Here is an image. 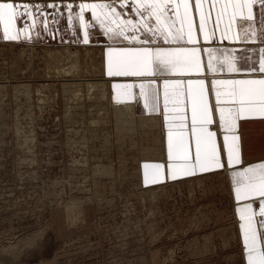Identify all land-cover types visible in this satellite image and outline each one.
<instances>
[{"label": "rangeland", "instance_id": "1", "mask_svg": "<svg viewBox=\"0 0 264 264\" xmlns=\"http://www.w3.org/2000/svg\"><path fill=\"white\" fill-rule=\"evenodd\" d=\"M65 47L81 68L48 72L70 67L46 52ZM103 49L0 39V264H248L239 209L250 199L237 200L230 168L145 182L165 129L137 118L119 130L110 85L108 99L64 86L106 77L88 69Z\"/></svg>", "mask_w": 264, "mask_h": 264}, {"label": "crops", "instance_id": "2", "mask_svg": "<svg viewBox=\"0 0 264 264\" xmlns=\"http://www.w3.org/2000/svg\"><path fill=\"white\" fill-rule=\"evenodd\" d=\"M0 2H12L16 9L13 30L6 33L4 23L0 21V39L104 46L105 74L112 77L111 98L116 102H128L135 105L139 115L157 119L159 127L165 129L164 159L144 163L145 182H158L166 178L210 173L221 169L208 165L203 171L197 167L184 174L180 167L184 162L169 158V132L173 133L175 140L178 132L190 133L191 131V93L198 90L199 85L193 83L190 90L188 81H204V90L213 116V123L208 127L216 133L215 138L219 146L221 162L224 163V167L231 169L230 174L241 171L243 167L249 165L264 163V117L242 114L236 118L235 126L225 128L219 119L220 107H224L226 113L228 109L235 113L236 108L223 95L230 86L214 83V81L264 79V70H261L262 62H264V0H200L205 13L203 28L200 26L201 8L196 6L197 0H187L195 39H189L187 35L188 22L183 17L184 0H167L168 9L159 21L155 16L149 18L148 13L139 6L144 0H0ZM234 3L239 7L233 9L232 4ZM82 4H110L111 9L98 7L94 14L92 8L86 7L81 12L80 5ZM222 4H227L228 8L220 14L217 20V10ZM174 5H180L179 9ZM233 12H235L234 17ZM102 20L103 23H101ZM149 20V28L158 29L163 25V30H171L173 35L183 25V38L180 40H174L171 37L164 39L159 32L153 36L144 27V23ZM229 24L230 27H228ZM125 26L124 35H118L115 39L110 38L114 35V30ZM226 27L227 31H224ZM205 31L210 34L207 41L204 39ZM86 34L87 38H85ZM143 47L198 49L195 55L200 57L201 70L178 72L156 70L141 75H117L115 73L109 75V48L118 50ZM208 49L213 50L212 67L208 66ZM229 61L238 69L237 71L228 70ZM165 80L184 81V84L179 86L178 96L176 87L169 86L167 106H165L164 98ZM151 81H155V84ZM142 84L143 90L141 89ZM125 85H132V87L126 88ZM218 88L222 92L221 100L223 101L219 105L216 103ZM225 135L229 138L227 142L224 140ZM233 137H236L234 155L238 157V160L229 164L227 163V145L233 143ZM243 164L245 166L242 167ZM157 165H162V167H157ZM173 165L176 166L175 169ZM151 170L154 171L151 173ZM245 197L250 200L242 203L239 209L240 215L241 209H244L245 214H251L258 240L261 246H264V212H261V208L264 207V197L259 195ZM247 205H251V208Z\"/></svg>", "mask_w": 264, "mask_h": 264}, {"label": "snow or ice", "instance_id": "3", "mask_svg": "<svg viewBox=\"0 0 264 264\" xmlns=\"http://www.w3.org/2000/svg\"><path fill=\"white\" fill-rule=\"evenodd\" d=\"M147 13L149 18L155 16L159 21L162 16L165 15L168 4L167 0H144L139 5ZM198 8H201L200 14V26L203 28L205 21V13L202 8L200 0H197ZM86 7L93 9V13H96V9L107 8L111 9L110 4L102 5H80L81 12ZM179 9L180 5H174ZM233 9L239 7L238 4H232ZM228 8L227 4H222L218 8L217 20L220 18V14ZM183 17L188 22V38L195 39L192 33V16L189 11V4L187 0L183 3ZM114 12V9L112 10ZM249 9V14H250ZM233 17L235 12H233ZM16 9L12 2L3 3L0 2V21L4 23V29L6 33H9L15 28ZM99 18V17H98ZM81 19L83 16L81 15ZM104 21L102 20L101 23ZM147 21L144 23V27L147 31L151 32L153 36H156L159 32L164 36V39L170 37L174 40H180L183 38L182 28L177 29L175 34L171 30L164 31L163 25L158 29H152L148 27ZM230 27V24L228 25ZM126 26L114 30V35L110 38L115 39L116 36L124 35ZM227 31V27L224 29ZM209 32H204V39H209ZM87 38V34L85 36ZM131 38V37H130ZM109 75L114 73L117 75H141L146 72H154L159 70L161 72H178L185 70L200 69V57L195 55L198 49H186V48H134V49H112L109 48ZM208 66L212 67V49H208ZM115 54V55H113ZM215 70V69H213ZM221 70L223 67L221 66ZM229 71H237L234 65L229 61ZM261 70H264V62H262ZM155 84V81H151ZM188 87L191 90L193 83L199 85L198 90L191 93L192 99V118H191V131L185 133L183 131L176 134L175 140L173 139V133L169 132V158H176L182 160L184 163L181 165V170L184 174L188 170H194L199 167L200 171H203L208 165L223 168L225 165L221 162L219 155V146L216 141V133L211 131L208 125L213 123V116L211 107L208 101V97L204 90V81H188ZM216 85H228L230 86L224 93V97L230 100L235 108L236 112L233 113L231 109L227 110L224 107H220V123L228 128L229 126H235L236 118L239 115H258L264 117V79H249V80H229V81H214ZM184 84L182 80L164 81V98L165 106L169 100V86L173 85L177 89V96L179 95V86ZM126 88H131L132 85H125ZM143 90V84L141 85ZM222 92L219 88L216 91V103L219 105L223 103L221 100ZM183 127V125H182ZM193 135H194V147H193ZM228 136L225 135V142L228 141ZM233 143L227 145V163L232 164L237 162L238 157L234 155V142L236 137H233ZM162 167V165H157ZM174 169L175 165L172 166ZM175 174V172H174ZM234 182L236 183V198L237 200L248 195H259L264 197V163L258 165H249L243 167L241 171L232 173ZM251 208V205H247ZM261 212H264V207L261 208ZM241 220L244 221L241 224V228L244 230V244L247 245V260L248 264H264V246H261L258 240V234L256 227L253 223L251 214H245L244 209H241Z\"/></svg>", "mask_w": 264, "mask_h": 264}, {"label": "bare ground", "instance_id": "4", "mask_svg": "<svg viewBox=\"0 0 264 264\" xmlns=\"http://www.w3.org/2000/svg\"><path fill=\"white\" fill-rule=\"evenodd\" d=\"M46 52H47V55L49 56L50 59L52 57H55L57 60H62L63 61V60H69L70 59L72 61L71 64H70V67L68 66V67L60 68L59 64L55 65V66L54 65H50L48 72H55V75L57 74V75L66 76L67 74H69V72H71V71L75 72V71L79 70L81 68V66H82V63L80 62V59H79V51L76 50V49L73 50L70 47H65L64 50H57V49H51L50 48V49H47ZM100 52H102V54H104L102 56L105 57L104 49H103V51H99L98 50L99 54L97 53V56H100ZM85 54L88 55V56H92L93 55V50L91 48H86L85 49ZM91 59H93V58H91ZM88 69L89 70H97V71H100V72H102V70L105 71V59L100 60L97 64L92 63V66L90 68H88ZM75 75H79V74H75ZM79 76H81V75H79ZM84 79H85V81L83 80L81 82H64L63 84H64V86H66V88H68V91L70 90V91H72V93H74L75 95H78V96H79L80 92L82 91V87H84L86 85L88 87L87 88L88 91H86V92H89V90H91V92H89V93L92 94V90H93V94L95 92H98V93L100 92V94L102 93V96L100 95L101 97H103V95H104V98H106V99L109 98L106 93L108 92L109 85H110V83L112 81V77L106 76V77H100V78H84ZM25 90L29 92L30 91V87L28 89H25ZM83 93H84V91H83ZM89 93H87V94H89ZM79 97H76V99L73 100V101H77V99ZM96 97L98 98L99 96H96ZM99 99H101V98H99ZM115 104L116 105H115L114 108H115V111L117 112L116 113V116L118 117V119H117V127H118L119 130L120 129L121 130H126L127 127H128L129 130L133 129L134 128V122H136L137 118H139V123L141 124V125L140 124L139 125L142 126V127H144V126L146 127V126L152 125V126L158 128L159 124L157 123V119H155L153 117H144V116L139 115L135 105H133L131 103H128V102H116ZM106 112L107 111H105L104 113H106ZM151 131H152V129H151ZM153 137H150V138H153ZM156 150H157V148H156Z\"/></svg>", "mask_w": 264, "mask_h": 264}]
</instances>
